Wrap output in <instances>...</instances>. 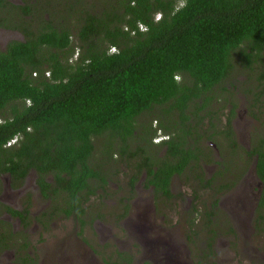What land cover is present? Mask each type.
<instances>
[{
    "label": "trees",
    "instance_id": "trees-1",
    "mask_svg": "<svg viewBox=\"0 0 264 264\" xmlns=\"http://www.w3.org/2000/svg\"><path fill=\"white\" fill-rule=\"evenodd\" d=\"M104 1L99 14L85 11L80 17L74 34L80 52L71 60L68 26L46 22L32 30L37 0L23 5L0 0V9L11 4L19 10L8 9L0 28L23 35L0 49V194L4 177L17 188L34 170L41 196L54 204L62 201L66 215L76 212L79 221L85 203L108 183L103 169L90 161L100 139L106 159L116 146L125 153L129 140L149 143L156 130L152 119L144 121L155 114L167 136L158 146L169 155L157 159L139 149L141 162L129 185L143 170L144 185L168 196L172 173L197 160L203 120L216 118L210 111L199 114L211 109L212 90L229 76L235 57L251 69L264 56V0ZM224 128L221 133L234 145L229 116ZM248 151L256 156L263 184L259 211L264 150ZM136 154L130 151L129 157ZM4 208L22 221L28 218L27 209Z\"/></svg>",
    "mask_w": 264,
    "mask_h": 264
},
{
    "label": "rangeland",
    "instance_id": "rangeland-1",
    "mask_svg": "<svg viewBox=\"0 0 264 264\" xmlns=\"http://www.w3.org/2000/svg\"><path fill=\"white\" fill-rule=\"evenodd\" d=\"M8 1L23 5L33 0ZM11 4L5 5L6 11L9 9L11 14H16L19 10L12 8ZM35 4L39 9L32 12L31 29L46 22H51L56 28L68 26L74 48L71 60L80 52L74 35L80 17L85 11L99 14L106 7L104 0H48L47 5L45 0H37ZM6 11L1 13L2 16ZM12 30L0 28V49L11 40H23V35ZM260 59L252 64L251 69H246L244 63L235 57L229 76L212 90L211 109L199 114L210 111L216 118L210 123L205 118L202 128L197 130L199 135H204L198 148L209 152V159H205V164L197 160L196 169L191 167L185 174L173 177L169 196L145 186L143 170H139L134 186L129 185L136 172V164L141 162L139 149L144 151V155L151 153L154 157L161 155L164 149L158 146V142L167 136L158 129L159 121L152 113L144 121L146 124L152 119L151 126L156 130L151 142L129 140L127 151L120 154L116 146L110 159L102 153V139L96 143L90 161L103 169L108 183L90 197L82 221L76 222L70 216L61 215L64 219L49 222L43 230L32 217L48 209L49 201L30 185L33 178L30 174L26 180L30 184L23 183V191L15 188L13 195L4 190L3 194L11 199L16 195L18 205L14 208L0 201L2 225L15 235L25 233L26 244L34 252L31 258L37 264H51L47 258L64 244H70L69 237L74 232L78 244H82L77 245L83 258L71 261L65 254L53 264H160V261H164L162 264H264V205L259 211L255 207L257 196L252 195L251 188L254 186L256 189L259 183L254 173L255 157L245 153L253 147L264 150V79L261 77L264 74V56ZM154 112L158 114L157 110ZM227 116L231 118L234 145L221 133ZM173 117L178 121L176 113ZM163 122H166L165 118ZM139 133L137 128L135 134ZM130 151L137 154L129 157ZM2 181L4 187L9 184L5 177ZM207 182L210 184L208 187L205 185ZM223 184L227 188L221 189ZM243 194L250 196L244 198V207H232L240 202L237 197ZM26 196L29 224L26 231L20 232L22 224L14 217L8 218L2 210L4 205L22 210ZM232 213L240 221L238 217L232 219ZM144 218L149 225L146 234H142V228L137 225V222L142 224ZM23 240L19 239L14 246L9 245L11 248L6 254L0 255V264L17 263V248ZM71 240L74 246L75 239ZM11 251L15 256L11 257Z\"/></svg>",
    "mask_w": 264,
    "mask_h": 264
},
{
    "label": "flooded vegetation",
    "instance_id": "flooded-vegetation-1",
    "mask_svg": "<svg viewBox=\"0 0 264 264\" xmlns=\"http://www.w3.org/2000/svg\"><path fill=\"white\" fill-rule=\"evenodd\" d=\"M6 8L7 7H4L3 9H0V21L3 20L2 18L4 17V16H2L1 11H6ZM14 31H16V33L21 34L20 32H17V30H14ZM166 139H164V140H166ZM162 141L163 140H161L160 142H162ZM160 142H158V144ZM209 143L210 144H213L212 142H209ZM248 152L249 151H245V153L248 154L247 156L250 155ZM195 154H196L197 160L200 161V162H202L203 164H205V162H206L205 159H209V156H210V153L209 152H207L206 150H201V149H200V151L195 152ZM165 155H169V152L164 148L163 149V152L161 153V155H158V157L156 156V158L157 159H160V158H162ZM149 156H153V155L150 153ZM250 156H254L255 157L254 158L255 159V162H254V173H255V176H256V178L258 179V182H259V183H257V188L256 189L254 188V186L253 187L251 186V188L253 189L252 190V195H254V196L256 195L257 196L256 198L255 197L254 198L256 199L255 207L258 208V202H259V199H260V197L262 195L263 184H262L261 180L258 178V176L256 175V171H255L256 156L255 155H250ZM156 158H154V159L156 160ZM168 161H172V160L169 159ZM196 161H190L188 163V165L185 167V170L182 173H179V174L178 173H172V175H171V177L169 179L168 188H170L171 179L173 177L178 176V175L185 174L187 172V170H189L191 168L189 166L191 164H194L195 165V162ZM156 162H158V160H156ZM203 167H204V165H203ZM196 168H197V166L195 165L194 166V169H196ZM30 174H32V176H33L32 183L31 184L28 181L26 182V180L28 179V177H29ZM144 176H145V173H144ZM36 179H37L36 172L34 170H30L28 172V174L25 176V178L23 180V183H25V184L28 183V185L30 184L34 189L38 190V192L41 194V192L39 191V185L36 183ZM47 180L48 181L52 180V177L49 175L47 177ZM23 183L19 187H17V189H20L21 187H23V185L25 186V184H23ZM205 185H206V187L210 186V184L209 185L205 184ZM224 185L225 184L221 185V189L227 188V187H224ZM148 187L151 188V189H153L155 192H160L161 195H165L161 191H156L155 190V187L153 185H148ZM17 189H15V188L13 189V187H11L10 184H8L6 187L3 186V191L0 194V201L1 202H3V201L4 202H7L8 205L13 206L14 208H16V206L18 205V201L16 199V195H15V197H13L11 199V198H9V196H7V194H5V193L3 194V192H4V190H8L11 194L14 195V190H17ZM23 190L24 189L21 188V190H18V191H23ZM18 191H17V193H18ZM3 196H6V198H3ZM165 196H167V195H165ZM245 197L250 198V196L248 194H243L241 197H237V199L240 201V202H238L239 204L236 203V205L234 204V206H232V207H235L236 208L237 205H238V206H240L239 209H242V207H244V203H245L244 198ZM89 200H90V198H89ZM89 200L84 205L85 212L83 213V215H81V218L82 219L86 215V206L88 205ZM23 201H25V204H23L25 206H24V208L22 210L29 208V204H28L29 201L27 200V196H26V198ZM48 201H49L48 202L49 203V208L48 209H45V210H43V211H41L39 213H37L36 215H34V217H32L35 222L39 223L42 226L43 230H46V227H47V225H48L49 222H51V221H53V220H55L57 218L64 219V217L61 216V215L70 216V218L73 219L76 222L79 220L78 215L76 214V212L71 211V214L66 215L65 211L62 209V201H61V203H55V204L51 200H49V199H48ZM65 206L66 205H64L63 207H65ZM123 209H125V205L123 206ZM22 210H19V211H22ZM2 211L5 212V214L8 216V218L11 219V217H14L18 222H20L22 224L21 225L22 230L20 232L26 231V229L28 227V224H29L28 218H25V220L22 221L21 218H19L18 216H15L12 213H9L8 211H6L5 208H3ZM58 213H61V214L58 215ZM231 216H232V219H235V218L238 217V216H236L235 213L234 214L232 213ZM27 217H29V211H28V216ZM239 221H240V218H239ZM147 224L148 223H147L146 218L143 219V223L142 224L139 223V222H137L138 227L142 228V231H143V232H141L142 234L148 233L149 225H147ZM36 228H37V226H36ZM2 230H4V231H2ZM150 230H152V229L150 228ZM160 231H161V229L158 230L159 233H160ZM24 236H25V233L24 234H16L15 235L12 230H7L6 231V228L4 227V225H2L1 220H0V255L3 256V255L6 254V251L9 250L8 248H11V247H9V245L10 246H14L15 243L19 239H24L23 242H21V246H19L17 248V252H16L17 253V256H18V258L16 259V262L17 263H12V264H37L36 262H33L34 258H31V257H33L34 252H32V248H30L28 246V244H26V241L27 240H25ZM156 236H157V234H156ZM157 237H160V236H157ZM71 238L72 239H75L76 244L74 246L72 245L73 240H71ZM71 238L69 237L70 244H68V245L67 244H64L63 247H60L59 250H56L53 254H51L47 258V259H49L51 261L50 262L51 264L55 263L59 258L62 259L63 255H65V254L67 255V257L71 261L73 259L79 260L80 257L83 258V255L81 253V249L79 247V246H82V244L81 243H80V245L78 244V242L76 240L78 238L76 237V233L75 232L71 236ZM33 248H34V246H33ZM78 252L81 253V254H79ZM13 255L15 256V253H14V251H11V257ZM162 262H164V261H160V264H162ZM70 264H75V263L74 262H71Z\"/></svg>",
    "mask_w": 264,
    "mask_h": 264
},
{
    "label": "clouds",
    "instance_id": "clouds-1",
    "mask_svg": "<svg viewBox=\"0 0 264 264\" xmlns=\"http://www.w3.org/2000/svg\"><path fill=\"white\" fill-rule=\"evenodd\" d=\"M159 17H160V14H156V15H155V20H158ZM139 25H142V24H138V27H139ZM142 26H143V25H142ZM143 27H144V26H143ZM139 29L142 30L140 27H139ZM114 51H115L114 47H110V48L108 49V52H109V53H113ZM162 139H166V138H162ZM11 142H12V141H11Z\"/></svg>",
    "mask_w": 264,
    "mask_h": 264
},
{
    "label": "built area",
    "instance_id": "built-area-1",
    "mask_svg": "<svg viewBox=\"0 0 264 264\" xmlns=\"http://www.w3.org/2000/svg\"><path fill=\"white\" fill-rule=\"evenodd\" d=\"M139 27H140L142 30H144V29H145V27H143L142 25H139Z\"/></svg>",
    "mask_w": 264,
    "mask_h": 264
}]
</instances>
